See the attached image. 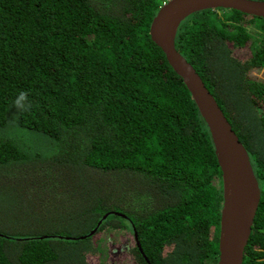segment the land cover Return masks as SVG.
Listing matches in <instances>:
<instances>
[{"label": "trees", "instance_id": "1", "mask_svg": "<svg viewBox=\"0 0 264 264\" xmlns=\"http://www.w3.org/2000/svg\"><path fill=\"white\" fill-rule=\"evenodd\" d=\"M166 1L0 0V264H103L89 256L104 231L132 241L133 264H217L214 145L149 33ZM260 33L263 17L214 8L175 37L259 183L242 264H264ZM19 90L38 108L10 123Z\"/></svg>", "mask_w": 264, "mask_h": 264}, {"label": "water", "instance_id": "2", "mask_svg": "<svg viewBox=\"0 0 264 264\" xmlns=\"http://www.w3.org/2000/svg\"><path fill=\"white\" fill-rule=\"evenodd\" d=\"M214 8L235 9L264 18V0H167L152 18L149 33L189 90L214 145L223 196L217 264H242L260 202L259 183L246 148L201 77L175 46L177 31L186 17Z\"/></svg>", "mask_w": 264, "mask_h": 264}, {"label": "rangeland", "instance_id": "3", "mask_svg": "<svg viewBox=\"0 0 264 264\" xmlns=\"http://www.w3.org/2000/svg\"><path fill=\"white\" fill-rule=\"evenodd\" d=\"M264 37L263 34H259L258 38ZM264 39V38H262ZM246 49H239V54H244ZM253 75L257 78L264 80V66L256 67L253 69ZM93 240L99 247V252L95 256H89L92 263H97L99 260L103 261V264H133L134 260L129 254L128 248L132 247V241L128 237L120 234L116 231L103 232L100 235L94 236Z\"/></svg>", "mask_w": 264, "mask_h": 264}, {"label": "clouds", "instance_id": "4", "mask_svg": "<svg viewBox=\"0 0 264 264\" xmlns=\"http://www.w3.org/2000/svg\"><path fill=\"white\" fill-rule=\"evenodd\" d=\"M12 107L15 112L10 123H15L19 114H32L38 108V103L30 98L29 91L19 90L12 101Z\"/></svg>", "mask_w": 264, "mask_h": 264}]
</instances>
